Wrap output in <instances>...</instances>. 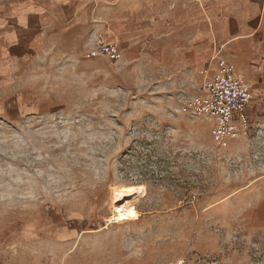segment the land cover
<instances>
[{
  "label": "rangeland",
  "instance_id": "374dc122",
  "mask_svg": "<svg viewBox=\"0 0 264 264\" xmlns=\"http://www.w3.org/2000/svg\"><path fill=\"white\" fill-rule=\"evenodd\" d=\"M130 1L144 19L90 0L29 51L12 94L48 105L0 116V264H264V95L246 135L216 140L177 110L218 42L197 34L199 1ZM100 35L117 61L90 59ZM122 186L137 217L109 223Z\"/></svg>",
  "mask_w": 264,
  "mask_h": 264
},
{
  "label": "crops",
  "instance_id": "0c3cea01",
  "mask_svg": "<svg viewBox=\"0 0 264 264\" xmlns=\"http://www.w3.org/2000/svg\"><path fill=\"white\" fill-rule=\"evenodd\" d=\"M196 1H199L196 13L202 22L197 28L198 36L218 40L213 43L211 55L217 53L231 64L255 95H264V0ZM85 6L91 15L94 14L92 9H97L90 0H0V116L10 114L15 119L44 112L48 102H28L21 92L13 95L12 86L29 68L30 49L43 47L45 36L57 42L62 23L76 21ZM109 7L107 3L100 4V14ZM117 7V20L144 19L138 6L130 0H118ZM188 17L186 11L175 18ZM172 19V12L156 18L159 21ZM187 31L184 29L182 33ZM102 57L96 55L90 59ZM2 95L10 96L4 98Z\"/></svg>",
  "mask_w": 264,
  "mask_h": 264
},
{
  "label": "built area",
  "instance_id": "2783aa9c",
  "mask_svg": "<svg viewBox=\"0 0 264 264\" xmlns=\"http://www.w3.org/2000/svg\"><path fill=\"white\" fill-rule=\"evenodd\" d=\"M94 47L93 56H107L115 61L120 58L118 44L103 35L96 39ZM200 75L197 92L181 102L178 113L210 122L218 141L246 135L250 129L246 109L251 102V86L218 54L210 58Z\"/></svg>",
  "mask_w": 264,
  "mask_h": 264
},
{
  "label": "bare ground",
  "instance_id": "6f19581e",
  "mask_svg": "<svg viewBox=\"0 0 264 264\" xmlns=\"http://www.w3.org/2000/svg\"><path fill=\"white\" fill-rule=\"evenodd\" d=\"M134 194V187L122 186L112 189L111 192V215L109 223H123L132 221L137 217L132 209L130 199Z\"/></svg>",
  "mask_w": 264,
  "mask_h": 264
}]
</instances>
